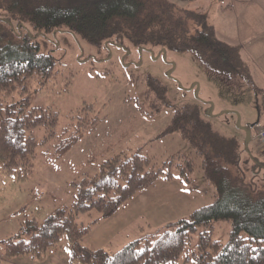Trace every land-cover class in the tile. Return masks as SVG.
<instances>
[{"label": "trees", "instance_id": "trees-1", "mask_svg": "<svg viewBox=\"0 0 264 264\" xmlns=\"http://www.w3.org/2000/svg\"><path fill=\"white\" fill-rule=\"evenodd\" d=\"M207 16L170 0H0V177L26 181L40 144L57 139L55 157L62 158L100 120L77 116L76 123L58 132L56 111L30 105V87L39 91L57 74L55 58L41 52L37 34L67 27L99 52L110 45L128 53L130 46L192 51L216 73L247 69L239 49L215 36ZM146 99L153 114L171 106L166 87L154 78L148 79ZM256 100L259 106V93ZM89 109L84 106L76 114ZM37 128L47 132L41 142L34 135ZM166 132L178 133L194 149L204 178L215 189L213 202L157 238L134 240L115 253L87 247L83 238L90 227L77 222L79 215L96 210L111 217L162 174L173 177L170 170L148 169L147 156L122 152L103 162L95 175L72 183L76 196L70 207L56 209L42 224L26 218L20 234L0 240L4 257L39 258L62 248L65 237L70 264H264V159L216 134L190 105L174 111ZM177 157L180 177L192 182L193 158ZM220 220L231 223L226 243L214 239V222ZM199 230V243L192 249Z\"/></svg>", "mask_w": 264, "mask_h": 264}, {"label": "rangeland", "instance_id": "rangeland-1", "mask_svg": "<svg viewBox=\"0 0 264 264\" xmlns=\"http://www.w3.org/2000/svg\"><path fill=\"white\" fill-rule=\"evenodd\" d=\"M213 1L223 0H204L197 10L212 14L207 16L208 22L216 14L213 9L217 3ZM36 39L41 52L53 54L57 74L39 91L30 87V105L56 111L58 132L76 123L77 116L91 119L96 116L100 120L94 129H86L81 140L62 158L55 157L57 139L40 144L33 172L26 181L1 175L0 240L20 234L26 218H36L42 224L56 209L70 207L76 196L72 183L85 175H95L103 162L122 152L147 156L151 158L148 169H161L164 173L170 170L173 177L168 180L162 174L152 187L138 192L115 216L104 218L96 210L79 215L77 222L90 227L88 242H97L103 249L115 253L134 240L159 237L174 222L213 202L215 189L204 178L201 160L194 149L178 133L166 132L174 111L185 105L195 107L216 134L235 140L243 150L264 159L259 155L256 141L247 140L251 126L257 121L264 122V94L249 69L226 68L216 73L192 51L140 50L130 46L128 53L123 47L110 45L99 52L67 27L39 33ZM149 78L157 79L166 87L171 103L155 114L146 99ZM84 106L90 109L76 114ZM34 135L41 142L47 132L37 128ZM246 141L249 142L245 148ZM182 154L194 161L189 183L180 177L177 166L180 161L177 156ZM159 198L167 200L157 205L154 201ZM146 201L154 203L142 207ZM142 208L146 211L141 212ZM214 227V239L226 243L231 223L220 220L214 222ZM200 232L192 237V249L199 243ZM66 242L63 237L62 248L34 260L30 256L7 260L0 243V261L2 264L8 261L62 264L68 253Z\"/></svg>", "mask_w": 264, "mask_h": 264}, {"label": "crops", "instance_id": "crops-1", "mask_svg": "<svg viewBox=\"0 0 264 264\" xmlns=\"http://www.w3.org/2000/svg\"><path fill=\"white\" fill-rule=\"evenodd\" d=\"M170 1L188 9L198 10V8L202 6L200 3L204 0ZM225 3L226 5H223ZM210 11L211 9L207 12L211 13ZM215 12V16L212 19L209 18L215 36L220 41L239 49L242 62L245 64L246 68L251 71V75L253 74L252 78L257 80L260 91L264 94V0H223L216 4V8L213 9V13ZM208 17H212V14L208 15ZM247 142L248 141L245 143V148L247 147ZM240 148L243 149L241 145ZM165 200L167 199L159 198L154 202L157 201L156 204L158 205L161 202H166ZM154 202L148 204V201H146V203L141 204V206H151ZM140 211L145 212L146 210L142 208ZM89 233H91V231H89ZM86 238H89V234L86 235L84 240ZM84 240L83 244L87 247L93 249L103 248L102 245L97 242H90V240L88 242L86 239V243H84ZM65 254L62 264H70L68 253ZM30 260L34 259L30 257ZM8 264L15 263L8 261Z\"/></svg>", "mask_w": 264, "mask_h": 264}, {"label": "built area", "instance_id": "built-area-1", "mask_svg": "<svg viewBox=\"0 0 264 264\" xmlns=\"http://www.w3.org/2000/svg\"><path fill=\"white\" fill-rule=\"evenodd\" d=\"M251 134L249 133L248 138L257 142L259 152L264 156V123H255L251 126Z\"/></svg>", "mask_w": 264, "mask_h": 264}]
</instances>
